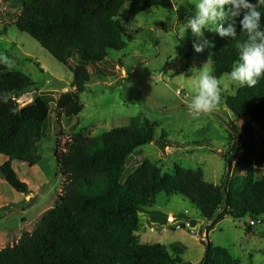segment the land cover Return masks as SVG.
<instances>
[{
    "label": "trees",
    "instance_id": "16d2710c",
    "mask_svg": "<svg viewBox=\"0 0 264 264\" xmlns=\"http://www.w3.org/2000/svg\"><path fill=\"white\" fill-rule=\"evenodd\" d=\"M18 1L22 9L13 26L73 76L74 91L62 95L56 109L66 118L78 115L83 108L79 95L91 80L87 66L99 73L98 65L109 64V51L125 48L127 32L120 15L125 6L136 14L135 0ZM259 10L264 13V6ZM239 19L242 17L235 21V38L218 34L210 39L214 43L208 47L210 66L217 79L232 70L238 46L249 39ZM75 58L72 66L70 61ZM35 90L29 77L0 64V155L6 158L0 178L24 196L30 191L18 179L12 162L29 167L40 162L38 147L50 119L51 99L36 97L19 108L13 98ZM225 106L236 121L249 118L264 130V78L254 87L237 88L233 96L226 97ZM81 132L55 157L65 183L54 208L41 216L31 233H22L16 244L0 250V264H182L178 244L171 252L159 244L143 245L135 235L138 213L152 209L161 193L184 198L203 221L211 223L205 228V253L199 264H239L225 249L210 244L208 233L224 217L244 221L246 234L253 233L254 224L264 219V172L252 167L256 151L250 137L243 144L250 152L248 159L234 165L245 167V174L231 179L227 186H215L205 182L200 171L174 167L172 173H163L150 161L122 183L126 161L137 149L151 143L161 151L181 147L169 142L164 132L155 141V125L139 117L97 137Z\"/></svg>",
    "mask_w": 264,
    "mask_h": 264
},
{
    "label": "rangeland",
    "instance_id": "374dc122",
    "mask_svg": "<svg viewBox=\"0 0 264 264\" xmlns=\"http://www.w3.org/2000/svg\"><path fill=\"white\" fill-rule=\"evenodd\" d=\"M132 5L139 9L138 14L125 6L120 15L127 32L125 48L109 51V64L98 65L99 73L93 66H87L91 80L79 95L82 111L66 118L56 109V102L74 91L71 72L13 26L22 9L20 2L0 0V64L26 75L37 88L13 99L19 108L36 97L51 99L50 119L38 147L40 162L34 167L12 162L18 179L27 184L30 193L26 196L17 193L0 178V250L16 244L22 233H31L41 216L54 208L65 183L55 157L79 131L84 136L97 137L139 117L155 125V141L164 132L169 142L181 146L161 151L151 143L137 149L126 161L122 183L142 163L150 161L163 173H172L174 167L191 169L200 171L209 184L227 186L231 179L245 174V167L234 165L237 160L248 159L250 152L243 147L244 142L248 143L247 136L253 140L256 151L252 167L264 172V130L249 118L236 121L225 106L226 97L233 96L242 86L222 77L218 79L221 88L218 105L198 116L190 111L193 81L198 78L192 70L204 67L213 75L208 47L196 53L193 45L203 44L204 38L210 40L218 34L205 31L201 38L188 29L184 35L183 24L194 7L189 0L182 5L181 0H135ZM76 62V58L70 61L72 66ZM5 161L0 155V166ZM144 211L152 212L151 219L156 223L150 222L145 212L139 215L135 235L141 244H159L171 252L178 244L182 264L200 263L205 253V228L211 223L203 221L187 200L161 193L154 207ZM169 217L173 225L167 223ZM179 224L186 229L172 230ZM262 232L264 219L254 224L253 233L246 234L244 221L224 217L208 233V240L238 259L239 264H264Z\"/></svg>",
    "mask_w": 264,
    "mask_h": 264
},
{
    "label": "clouds",
    "instance_id": "9594fccd",
    "mask_svg": "<svg viewBox=\"0 0 264 264\" xmlns=\"http://www.w3.org/2000/svg\"><path fill=\"white\" fill-rule=\"evenodd\" d=\"M194 5L192 15L184 23V35L188 29L191 34L204 38L205 31H214L221 37L235 38L236 19L241 30L248 35V41L239 45L238 60L232 70L226 73L228 79L238 86L254 87L264 78V28L259 8L264 0H189ZM184 0H181V5ZM227 22L225 28L223 24ZM183 36H179L183 39ZM177 46V45H176ZM205 46L214 43L204 38L203 44L193 47L196 53L204 51ZM6 60V58H4ZM198 78L193 81L194 95L189 108L194 116L211 112L221 101V88L216 77L204 67L194 68Z\"/></svg>",
    "mask_w": 264,
    "mask_h": 264
},
{
    "label": "water",
    "instance_id": "95a60500",
    "mask_svg": "<svg viewBox=\"0 0 264 264\" xmlns=\"http://www.w3.org/2000/svg\"><path fill=\"white\" fill-rule=\"evenodd\" d=\"M151 229H153L152 228V226H149ZM180 229H182V230H185L186 229V226L184 225V224H179V225H176L172 230H180ZM159 230V229H158ZM194 234V233H193Z\"/></svg>",
    "mask_w": 264,
    "mask_h": 264
},
{
    "label": "crops",
    "instance_id": "0c3cea01",
    "mask_svg": "<svg viewBox=\"0 0 264 264\" xmlns=\"http://www.w3.org/2000/svg\"><path fill=\"white\" fill-rule=\"evenodd\" d=\"M147 2H148V1H147ZM148 3H150V2H148ZM142 211H143V212H141V213H144V212H145L144 210H142ZM145 213H146V215H148V217H149V221H150V222L156 223V221L153 220L154 218L151 219L152 212H150V213H149V212H145ZM139 218H140V217H139ZM150 219H151V220H150Z\"/></svg>",
    "mask_w": 264,
    "mask_h": 264
},
{
    "label": "built area",
    "instance_id": "2783aa9c",
    "mask_svg": "<svg viewBox=\"0 0 264 264\" xmlns=\"http://www.w3.org/2000/svg\"><path fill=\"white\" fill-rule=\"evenodd\" d=\"M167 223L168 224H170V225H173V222H172V219L169 217V218H167ZM253 223H251V225H252Z\"/></svg>",
    "mask_w": 264,
    "mask_h": 264
},
{
    "label": "bare ground",
    "instance_id": "6f19581e",
    "mask_svg": "<svg viewBox=\"0 0 264 264\" xmlns=\"http://www.w3.org/2000/svg\"><path fill=\"white\" fill-rule=\"evenodd\" d=\"M142 213H138V215H141ZM172 219V218H171ZM172 222L174 223L173 219H172Z\"/></svg>",
    "mask_w": 264,
    "mask_h": 264
}]
</instances>
